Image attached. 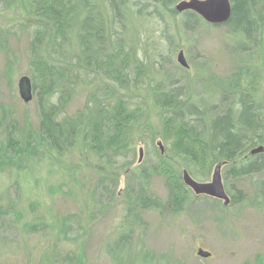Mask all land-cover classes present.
Returning <instances> with one entry per match:
<instances>
[{
	"label": "rangeland",
	"instance_id": "obj_1",
	"mask_svg": "<svg viewBox=\"0 0 264 264\" xmlns=\"http://www.w3.org/2000/svg\"><path fill=\"white\" fill-rule=\"evenodd\" d=\"M181 16L162 13L163 23L173 30ZM33 23L30 0H0V264H264V174L231 178L222 166L230 203L188 191L178 212L165 208L163 178L149 175L147 187L162 209L136 210L133 216L126 215L124 191L136 186L133 176L123 177L163 161L180 177L184 170L209 182L216 165L189 161L174 145L168 150L149 103L152 89L183 86L195 96L254 87L264 107V44L237 52L232 48L237 39L224 26L201 23L179 34L173 30L176 50L168 56L160 23L130 17L127 27L141 47L134 61L143 64L139 81L123 93L140 113L129 142L107 152L115 155L108 165L90 152L81 133L70 150L57 155L39 133L35 93L27 103L21 100L18 83L28 76ZM149 40L162 41L160 58L151 54ZM178 50L187 69L175 60ZM104 86L99 77L87 78L65 111L81 109L86 92ZM110 172L121 175L110 186L111 196L97 183ZM199 248L211 257L197 256Z\"/></svg>",
	"mask_w": 264,
	"mask_h": 264
},
{
	"label": "trees",
	"instance_id": "obj_2",
	"mask_svg": "<svg viewBox=\"0 0 264 264\" xmlns=\"http://www.w3.org/2000/svg\"><path fill=\"white\" fill-rule=\"evenodd\" d=\"M178 1L30 0L34 23L27 77L40 114L39 133L57 155L70 150L81 133L83 143L100 163H114L115 155L107 152L129 142L134 133L131 124L140 113L129 106L123 93L139 81L143 64L134 61L141 47L132 26L127 27L128 20L150 17L160 23V40L165 41L163 49L169 56L176 50L173 30L179 34V29L191 31L204 23L187 11L169 31L162 13L176 15L174 4ZM229 1L231 15L222 26L239 41L233 42L232 48L240 52L264 44V0ZM149 41L151 54L160 58L162 41ZM90 77H99L103 90L86 92L82 108L68 114L67 105ZM152 92L149 103L162 124L168 150L174 145L189 161L223 165L231 178L264 174V154H250L255 146L264 144V107L254 87L193 96L183 86L168 85ZM9 134L11 139V130ZM118 173L98 176V187L105 194H114L110 186L116 187ZM149 175L164 180L165 208L180 211L190 190L170 164L157 161L148 168L140 167L137 174L123 173L126 179L133 176L132 185L136 186L124 191L126 215L162 209L147 187Z\"/></svg>",
	"mask_w": 264,
	"mask_h": 264
},
{
	"label": "water",
	"instance_id": "obj_3",
	"mask_svg": "<svg viewBox=\"0 0 264 264\" xmlns=\"http://www.w3.org/2000/svg\"><path fill=\"white\" fill-rule=\"evenodd\" d=\"M175 11L178 13L184 11H193L204 22L212 25H221L227 22L231 15V6L229 0H181L175 7ZM176 62L184 68L188 65L184 58L183 52L180 50L176 55ZM19 94L24 102H28L31 98L29 82L26 78H21L18 83ZM160 152H163L161 144H159ZM262 150L261 147L253 149L250 153L255 154ZM141 153L139 150V159L141 161ZM182 182L187 186L195 195H206L212 198L223 200L224 204L229 202V198L226 195L221 181L220 165H216L213 169L211 179L209 182H198L192 179L186 171H182ZM197 256L207 258L210 256L209 252L199 249Z\"/></svg>",
	"mask_w": 264,
	"mask_h": 264
}]
</instances>
